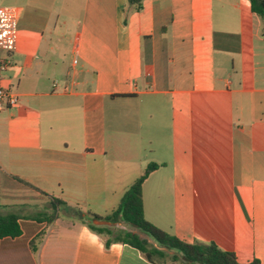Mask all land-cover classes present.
<instances>
[{
  "label": "crops",
  "instance_id": "obj_1",
  "mask_svg": "<svg viewBox=\"0 0 264 264\" xmlns=\"http://www.w3.org/2000/svg\"><path fill=\"white\" fill-rule=\"evenodd\" d=\"M141 4L0 0L18 11L15 50L0 53L17 96L0 112V214L21 230L0 240V264H193L124 224L156 253L87 227L149 164L147 222L264 264L263 23L248 0ZM41 193L74 211L32 220Z\"/></svg>",
  "mask_w": 264,
  "mask_h": 264
},
{
  "label": "trees",
  "instance_id": "obj_2",
  "mask_svg": "<svg viewBox=\"0 0 264 264\" xmlns=\"http://www.w3.org/2000/svg\"><path fill=\"white\" fill-rule=\"evenodd\" d=\"M250 10L255 14L263 23L264 29V0H248ZM142 0H127L129 6L134 7L136 10H141ZM156 164H149L146 166L143 173L132 183V185L123 194L118 207L111 213L104 217L91 216L87 227L90 231L97 235L110 236L111 231L107 226H95L92 221H104L112 225L122 223L130 228H134L139 232L145 234L152 239L157 245L167 250H173L181 254L182 258L193 264H241L237 261L235 255L230 252H225L219 249L213 243L205 244L195 242L187 244L174 236H171L160 229L156 228L147 222L143 215V201H142V185L147 177L156 169ZM43 194V193H41ZM48 199V211H41L33 214L30 218L39 223L50 224L57 217L60 211L71 212L74 209L67 206L65 202L60 199L49 197L43 194ZM20 217L18 214L9 212L0 214V240L3 238H16L21 235L19 227ZM41 238L38 235L30 243L31 249L36 250V241ZM111 241H118L128 244L138 250L144 252L147 257L150 254L156 253L155 250L148 249L147 243L140 240L138 236L129 232H119L115 237L109 238L105 242L108 246ZM245 264H259L258 260L253 259Z\"/></svg>",
  "mask_w": 264,
  "mask_h": 264
},
{
  "label": "built area",
  "instance_id": "obj_3",
  "mask_svg": "<svg viewBox=\"0 0 264 264\" xmlns=\"http://www.w3.org/2000/svg\"><path fill=\"white\" fill-rule=\"evenodd\" d=\"M18 11L14 7L0 6V53L12 52L16 47ZM5 64L0 58V112L6 106H16L17 96L2 86ZM53 87H57L56 84Z\"/></svg>",
  "mask_w": 264,
  "mask_h": 264
},
{
  "label": "rangeland",
  "instance_id": "obj_4",
  "mask_svg": "<svg viewBox=\"0 0 264 264\" xmlns=\"http://www.w3.org/2000/svg\"><path fill=\"white\" fill-rule=\"evenodd\" d=\"M93 224L96 225V226H98V221H95V223H93ZM120 226L123 227V224H119L118 226H116V225L109 226L110 231H111L110 236L103 235V237L113 238V237H115L119 232H124V230L121 229ZM127 228H128V227H127ZM131 230H134V229L131 228Z\"/></svg>",
  "mask_w": 264,
  "mask_h": 264
},
{
  "label": "water",
  "instance_id": "obj_5",
  "mask_svg": "<svg viewBox=\"0 0 264 264\" xmlns=\"http://www.w3.org/2000/svg\"><path fill=\"white\" fill-rule=\"evenodd\" d=\"M79 218L82 219L83 218V215L79 212ZM95 223V221L93 222Z\"/></svg>",
  "mask_w": 264,
  "mask_h": 264
}]
</instances>
